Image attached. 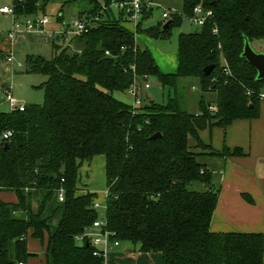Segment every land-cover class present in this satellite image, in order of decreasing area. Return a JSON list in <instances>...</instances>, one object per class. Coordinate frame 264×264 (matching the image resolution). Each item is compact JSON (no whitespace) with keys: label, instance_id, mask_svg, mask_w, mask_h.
Here are the masks:
<instances>
[{"label":"trees","instance_id":"obj_1","mask_svg":"<svg viewBox=\"0 0 264 264\" xmlns=\"http://www.w3.org/2000/svg\"><path fill=\"white\" fill-rule=\"evenodd\" d=\"M50 1L12 0L13 13L17 19L44 13ZM83 1L92 6L86 16L101 19L75 40L79 53L53 41L50 60L25 58L28 73L47 77L39 87L43 103L26 105L22 112L0 111V138L12 132L0 143V191L17 199L0 200V264H25L34 257L26 248L29 232L42 241L52 223L55 230L47 239L52 264H105L91 247L74 240L99 216L91 207L94 193L77 195L79 169L96 156L104 157L107 228L120 242L139 246L142 253H160L162 264H263L262 234L210 231L219 191L188 143L192 138L204 148L201 131L259 117L264 80H257L242 52L245 42L264 40V0H183L185 17L198 3L214 17L195 32L179 34L175 74H162L149 50L136 45L135 34L168 40L183 23L179 14L171 15L164 30L163 23L143 29L138 24L132 33L111 10L100 14L111 0ZM221 60L229 76L222 73ZM211 65L209 76L203 75ZM130 66L174 96L139 109L115 99L113 93L132 83ZM185 79H196L202 93L215 94V113L203 97L196 114L183 108L177 87ZM155 134L160 137L152 140ZM193 183L210 187L193 191ZM59 188L62 205L54 201ZM33 191L38 192L36 211Z\"/></svg>","mask_w":264,"mask_h":264},{"label":"crops","instance_id":"obj_2","mask_svg":"<svg viewBox=\"0 0 264 264\" xmlns=\"http://www.w3.org/2000/svg\"><path fill=\"white\" fill-rule=\"evenodd\" d=\"M152 1L155 5L168 9L172 13H182L183 0ZM51 2L52 0L50 3ZM58 2H60L59 5L61 6L67 3L73 6L82 1L58 0ZM11 6L12 0H0V8ZM91 8L92 6L89 4V6L86 5V7L77 8L76 12L79 16L87 15ZM45 10L43 11L44 13L40 11L38 14L45 15ZM155 12L156 10L144 16L139 23L142 29V24L150 20ZM156 13L160 15L159 12ZM58 17L60 19H58ZM15 19L21 22L24 18ZM15 19L9 14L0 13V61L4 62L3 72L5 71L4 73L9 74H12V70H7L9 67L5 65L4 57L9 54L14 56L13 48L16 47V44L11 43L7 37V32L11 29ZM59 21H63L61 11L58 12L55 18L56 23H59ZM162 21L160 17V21L151 25L155 26L158 23H163ZM122 26L129 32L135 33L136 31V28L131 23L123 22ZM51 28L57 29L58 27L55 25ZM29 36L35 35H26L19 37L17 40L24 41L27 40ZM31 38L32 37H29V39ZM57 41L58 40H56V42ZM137 41L142 43L145 46L144 48L149 50L155 64L162 74L176 73L178 66L177 49L163 52L164 55H161L158 53L156 54L154 45L150 41L135 34V43L139 46ZM22 55V58H26V56H35L33 54ZM167 60H170L169 64ZM221 64H223V60H221ZM195 82H197V80H195ZM138 83L142 85V80L140 79ZM181 84H187V79L182 80ZM0 86H2L0 87L1 91L6 87L2 84H0ZM215 100L216 96L213 100H207L206 102L213 104ZM262 106L264 107V104L260 105V111L263 108ZM1 107H7L2 95H0V109ZM1 112H3V110H1ZM7 112H9V109H7ZM199 140L202 145H204V148L198 147L196 140L192 138L189 139V148L192 153L196 155L197 162L212 174L213 186L219 191L210 222V231L215 234L255 233L262 234L264 237V115L261 116V114H259V117L254 120L235 121L224 129H205V132L202 131L199 133ZM234 149H239L242 155H227L224 157L218 155L224 152V150L231 154ZM211 153L216 155H212ZM81 168L82 166L80 169ZM80 169L79 181L82 180L83 174L90 172L88 167L86 168L87 170L84 171H80ZM105 192L106 189L104 190V194ZM0 193L3 192L0 191ZM87 193H94L96 195L95 199L98 200L97 192L84 188L77 189V195H85ZM37 199L38 192L33 191V211L37 209ZM0 200L5 203H7L6 201H10L9 203H16L17 201L16 195L12 192L4 195L0 194ZM49 228L51 229V233H53L55 224H50ZM30 233L31 232H29V235ZM29 239L30 237L27 239V251L35 256L27 259L25 264H52L51 256L47 250L48 235L38 243L39 245H33L35 242ZM104 262L105 264H162V256L160 253H142L139 251V246L121 242L118 248L105 256Z\"/></svg>","mask_w":264,"mask_h":264},{"label":"rangeland","instance_id":"obj_3","mask_svg":"<svg viewBox=\"0 0 264 264\" xmlns=\"http://www.w3.org/2000/svg\"><path fill=\"white\" fill-rule=\"evenodd\" d=\"M80 1L82 2L76 3L73 6L72 5L70 6V4L68 3L61 6L59 5L60 2H58V0H52L51 3L49 2V4L45 8L46 9L45 15H47L50 18V27L57 25V27L61 28V22L59 23L55 22V18L58 12L60 11L62 12L63 15V21H62L63 23H67L70 20L78 17L79 15L76 12L77 8L86 7V5L89 6L88 2L83 0ZM112 16L117 19V13L114 10L112 12ZM158 21H160V15L155 12L152 18L147 22L143 23L142 26L143 28H147L157 23ZM197 30H199V27L191 25L183 20V23L180 26V28H174L172 30L171 37L168 40H154V39H150L144 34H138V36H141L146 40L150 41L154 45V51L156 52V54L158 53L164 55L163 52H168L169 50L174 51L173 49H177V39L179 34L191 33ZM29 37L32 38L29 39ZM29 37H27V40L24 41L16 40L15 41L16 47L13 48L15 58L23 63L22 68H18V69L14 68L12 74L4 73L5 72V71L3 72L4 62L0 61V84L4 86H11V93L13 97L16 98L18 101L24 103L25 105H29V104L41 105L43 103V90L40 89L39 87L47 80V77L41 74L28 73L27 66L25 65V58H22L23 56L22 54H30V55L33 54L35 56H41L46 60H50L54 56L55 52L52 48V42H43V40H41V38L37 36H29ZM65 38L66 39L61 38L60 41H57L58 45L61 48H65L68 44H71L73 48H78V45H76L75 41L72 42L70 41L71 36L67 35ZM137 44L139 45L140 48L145 47L139 41H137ZM249 45L254 53L264 54V40H254ZM169 62L170 60H167L168 64ZM195 80L196 79H187V84L185 85H182L181 84L182 80H180L177 87L178 96L182 102L183 108L191 114L196 113L197 102L200 97H203L205 101L213 100L215 98V95L213 93H202L198 83L195 82ZM148 84L150 85L149 89L145 90L142 87L141 90V94H142L141 101L143 106L147 105L149 102H154L156 104H166L168 98L174 96L173 90L166 87L163 88L157 82V80H155L152 77L148 79ZM261 93H264V90ZM0 95L3 96V91H1V89H0ZM113 97L125 103L126 105L131 106L132 104V101L126 92L123 93L115 92L113 93ZM263 104L264 101L261 100L260 105ZM7 109L8 107L6 108L1 107L0 111L3 110V112H7ZM260 114L261 116L264 115V107L261 109ZM203 131L205 132V130ZM0 143H1V138H0ZM103 163H104L103 156H96L90 162L83 163L80 171L87 170L86 168L88 167L90 172H88L87 174H83L82 180L78 181L77 184V189L84 188L86 190L97 192L98 201L100 203L104 202L105 199L104 190L106 189ZM203 188L204 186L198 183H193L191 186H189V189L193 191H202ZM9 193L11 192H3L0 194L4 195ZM6 202L9 203L10 201H6ZM48 233H51L50 228ZM48 233L45 232L43 237H46ZM29 237H30L29 239L30 241H34L36 243V244L34 243L33 245H39L38 244L40 243L39 239L32 238L31 233Z\"/></svg>","mask_w":264,"mask_h":264},{"label":"built area","instance_id":"obj_4","mask_svg":"<svg viewBox=\"0 0 264 264\" xmlns=\"http://www.w3.org/2000/svg\"><path fill=\"white\" fill-rule=\"evenodd\" d=\"M114 10L117 13V17L120 16L124 22L131 23L136 26L142 21L145 15L151 13L156 10V12L160 13V17L163 20V24L170 20L172 14L171 11L155 5L152 0H111L109 6H101V15H105L106 12ZM0 13L9 14L14 19L16 18L13 13V8L11 7H2L0 8ZM177 14V13H175ZM185 22L197 26L202 27L206 22L213 20V12L210 9H206L203 7L202 3H198L192 10L191 16L185 17L182 13L179 14ZM101 18L99 16L88 17L86 15L76 17L70 20L67 23L61 22V28L52 29L50 27V18L46 15H33L23 19V21H18L15 19L11 29L7 32V37L11 41V43H15V41L19 37H23L26 35H35L40 37L44 42H53L60 41L61 38L66 39L67 35L71 36L70 41H75L81 35L87 33L89 29H91L95 23H97ZM213 33L217 34V30L214 27ZM65 48L68 49L71 53H79V48H73L71 44H68ZM123 49V48H122ZM108 55V52L105 53ZM5 65L9 67L8 71H13L14 68H22L23 63L16 60L12 54H9L4 57ZM222 73L226 76L230 75V71L228 70L226 63L223 62L221 64ZM129 69L133 73L132 83L129 85L127 90L125 91L130 97L132 104L131 107L133 109H139L142 106L141 101V90L142 87L144 89H148L150 85L148 84L149 77H138L135 74L134 66H130ZM142 80V85H139V80ZM4 101L9 109V112L19 111L22 112L25 108V104L18 101L13 97L11 93V86H6L2 89ZM260 101H264V93L259 94ZM208 110L212 113L216 112V106L213 104H209ZM12 136L11 131H7L1 135V139L7 140ZM61 183H63V179H61ZM107 196V192H105V199ZM105 199L103 203H100L97 199L92 201V209L99 213L98 218L88 227L83 229V232L74 237V240L77 243L88 244L89 247L92 248L93 256L101 257L105 259V256L113 251L114 249L120 246V241L116 239L115 233L109 231L107 228V223L105 219L106 212V203ZM54 201L58 205H62L64 202V190L59 188L54 192ZM22 264V263H18Z\"/></svg>","mask_w":264,"mask_h":264},{"label":"water","instance_id":"obj_5","mask_svg":"<svg viewBox=\"0 0 264 264\" xmlns=\"http://www.w3.org/2000/svg\"><path fill=\"white\" fill-rule=\"evenodd\" d=\"M170 21H167L162 29H166V27L168 26ZM56 40H58L56 38ZM242 57L249 63V65H251L257 73V80H264V54H257L254 53L252 51V49L250 48V45L248 42L244 43V48H243V52H242ZM213 65L211 66H207L203 69L202 73L205 76H209V74L211 73V71L213 70ZM160 135L159 134H155L151 137L152 140H155L157 138H159ZM7 148V144H4V149ZM209 185H204L205 189H209ZM85 247H88V244H85Z\"/></svg>","mask_w":264,"mask_h":264}]
</instances>
